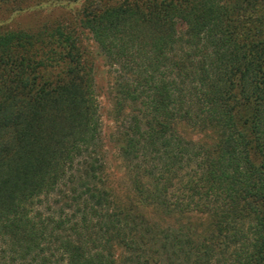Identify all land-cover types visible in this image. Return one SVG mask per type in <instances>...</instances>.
I'll return each instance as SVG.
<instances>
[{"label":"trees","instance_id":"1","mask_svg":"<svg viewBox=\"0 0 264 264\" xmlns=\"http://www.w3.org/2000/svg\"><path fill=\"white\" fill-rule=\"evenodd\" d=\"M92 3L80 21L119 65L130 190L104 179L75 43L53 70L32 64L53 36L21 48L12 36L0 51V264H264V0Z\"/></svg>","mask_w":264,"mask_h":264},{"label":"rangeland","instance_id":"2","mask_svg":"<svg viewBox=\"0 0 264 264\" xmlns=\"http://www.w3.org/2000/svg\"><path fill=\"white\" fill-rule=\"evenodd\" d=\"M92 1L94 2H89V0H0V51L3 49V42L12 36L19 37V44L13 42L21 48L24 42L33 44V46L38 45V37L46 32L44 36L53 37L49 40V45L47 41L44 50L34 53L32 64L42 61V66L45 64L48 69L53 67L54 70V68L63 66V56L67 51L64 49L67 47L65 41L70 40L75 43L79 52L78 58L81 64L87 66L86 69H91L95 86L96 101L101 117L104 179L108 187L119 193L123 190H130L128 172L118 149V138L121 137L120 132L122 130L120 127L121 119L116 118L113 113L112 84L117 75L115 71L119 69V65L113 67L108 65L93 36L80 19L85 10L87 15L91 3L96 7H102L103 5L119 4L121 0ZM185 28L183 23L178 24L179 30ZM18 50L23 49H16L15 51ZM60 59L61 61H59ZM183 133L185 138L198 144L210 145L214 143L212 137L198 131L184 129ZM148 211L156 212L152 208ZM191 215L193 214L189 216ZM198 217L194 215L190 220H197ZM177 220L185 221L186 219L174 215L167 217L166 222L171 224Z\"/></svg>","mask_w":264,"mask_h":264}]
</instances>
